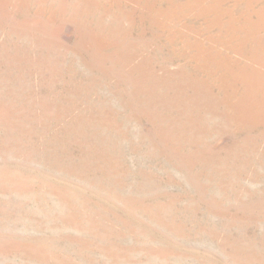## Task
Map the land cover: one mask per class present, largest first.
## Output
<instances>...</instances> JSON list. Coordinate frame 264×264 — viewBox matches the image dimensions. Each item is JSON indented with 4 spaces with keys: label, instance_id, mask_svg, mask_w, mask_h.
<instances>
[{
    "label": "rangeland",
    "instance_id": "374dc122",
    "mask_svg": "<svg viewBox=\"0 0 264 264\" xmlns=\"http://www.w3.org/2000/svg\"><path fill=\"white\" fill-rule=\"evenodd\" d=\"M0 264H264V0H0Z\"/></svg>",
    "mask_w": 264,
    "mask_h": 264
}]
</instances>
